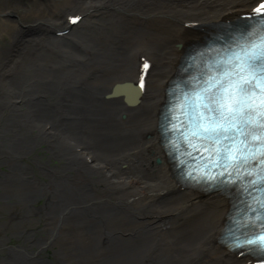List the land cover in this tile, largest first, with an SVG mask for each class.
<instances>
[{"label": "bare ground", "instance_id": "obj_1", "mask_svg": "<svg viewBox=\"0 0 264 264\" xmlns=\"http://www.w3.org/2000/svg\"><path fill=\"white\" fill-rule=\"evenodd\" d=\"M252 1L48 0L26 7L0 0V31L8 40L0 46V166L11 152L50 164L33 182L0 180L1 191L9 185L4 193L21 203L0 196L12 214L0 228L29 220L45 235L29 240L35 228L19 231L16 251L0 249V264H48L24 254L46 238L70 264H251L212 240L223 198L176 188L152 157L161 153L153 123L174 42L198 34L184 22L231 14ZM73 9L82 19L58 39L48 28ZM141 54L152 64L140 98L126 104L121 94L101 96L135 76ZM7 167L12 175L25 169Z\"/></svg>", "mask_w": 264, "mask_h": 264}, {"label": "snow or ice", "instance_id": "obj_2", "mask_svg": "<svg viewBox=\"0 0 264 264\" xmlns=\"http://www.w3.org/2000/svg\"><path fill=\"white\" fill-rule=\"evenodd\" d=\"M253 13L264 14V0H259ZM241 39L243 43L233 44L232 49L225 53L227 59L219 65V71H212L207 79L197 82L199 87L192 90V96L186 98L192 105L191 117L186 128L180 126L194 141L197 138L215 140L217 144L227 141L232 146L231 150L221 146L220 151L223 154L217 156L218 160H224L225 163L229 159L236 163L245 161L249 156L244 151L245 148H264V145L248 143V136L252 132L259 130L264 133V127H256L258 124L264 125V113L253 117L250 111L253 108L250 94L264 90V18L260 19L253 31L246 33ZM187 106L186 103L184 107ZM256 107L264 108V96ZM212 167L220 168L221 165L213 164ZM227 171L225 168L219 174L213 173L212 178L233 183L240 175L233 173L230 178ZM253 179L259 183L264 177ZM261 208L264 209V205ZM245 243L264 249V229L258 235L251 234L247 240L233 241L235 246Z\"/></svg>", "mask_w": 264, "mask_h": 264}, {"label": "flooded vegetation", "instance_id": "obj_3", "mask_svg": "<svg viewBox=\"0 0 264 264\" xmlns=\"http://www.w3.org/2000/svg\"><path fill=\"white\" fill-rule=\"evenodd\" d=\"M5 164L7 165V163H4V166H5ZM6 169L7 168H5V170ZM5 174H6V172H4V175H0V180L8 181L7 180L8 178L10 180V177L11 178L13 177L15 180L17 179L18 182L19 181L21 182V181L25 180V182L29 183V182H33V180L31 178L37 177V175H12V174L5 175ZM29 180H31V181H29ZM8 186L9 185L5 186V184H4L3 190L6 189V188L7 189L5 191H8L9 189H11ZM3 190L1 191V189H0V196L2 197V200H8L10 197L8 196V194L4 193ZM14 191L15 190L13 189L12 193H14ZM10 199L12 200L11 202H13V203H10V204H16V205H20L21 204L16 197H14V198L11 197ZM0 201H1V199H0ZM9 216H12V214L8 210H6L5 207H1V205H0V220L4 219V218L5 219L7 218V219L10 220L11 217H9ZM28 223H29V220L24 221V222L23 221L22 222L19 221L18 222V226H16L15 228H12V229H11V227L9 228V227L5 226V224L2 225L1 228H0V233H2V236L0 237V249H2V250L6 249L8 252L11 251V250L12 251H16L17 247H14L15 246L14 245L15 244L14 241H15L16 237L19 236V234H20L19 231L31 230V229L35 228L33 225H30ZM8 228L11 229V231H9ZM38 228H35L36 232H34L35 234L33 233V235L30 237L29 240L35 239L34 236H36V237L39 236L41 238H45V235L43 236V233H41L40 231H37ZM13 229H16V230H13ZM39 230H40V228H39ZM47 239L48 238L45 239V243H44L45 246H39L38 247L37 246L38 244L37 245L35 244V245H31L32 247H27L26 250H24L25 259L34 260V258H39V260L45 261V257L49 255V246L46 244V240ZM38 253H41V255H39ZM2 255L3 254L1 253L0 257ZM37 255H39V256H37Z\"/></svg>", "mask_w": 264, "mask_h": 264}, {"label": "rangeland", "instance_id": "obj_4", "mask_svg": "<svg viewBox=\"0 0 264 264\" xmlns=\"http://www.w3.org/2000/svg\"><path fill=\"white\" fill-rule=\"evenodd\" d=\"M18 1H20L23 5H26V7H29V6L32 5V3H30L31 1H35V2H38V3L40 2L43 5L49 6V4L47 2L48 0H18ZM53 1H56V0H53ZM0 32H1V34H0V46L5 47L6 46V41L8 42L7 37L4 35L5 33H3V31H0Z\"/></svg>", "mask_w": 264, "mask_h": 264}, {"label": "water", "instance_id": "obj_5", "mask_svg": "<svg viewBox=\"0 0 264 264\" xmlns=\"http://www.w3.org/2000/svg\"><path fill=\"white\" fill-rule=\"evenodd\" d=\"M119 91H120V90L116 88V89H114V91H113V92H119ZM119 117H120V118H122V117H123V115H119Z\"/></svg>", "mask_w": 264, "mask_h": 264}]
</instances>
